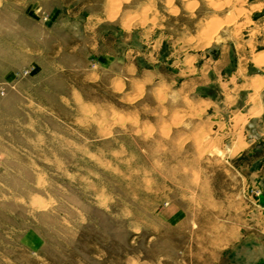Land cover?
<instances>
[{
	"label": "rangeland",
	"instance_id": "374dc122",
	"mask_svg": "<svg viewBox=\"0 0 264 264\" xmlns=\"http://www.w3.org/2000/svg\"><path fill=\"white\" fill-rule=\"evenodd\" d=\"M263 55L264 0H0V264H255Z\"/></svg>",
	"mask_w": 264,
	"mask_h": 264
},
{
	"label": "crops",
	"instance_id": "0c3cea01",
	"mask_svg": "<svg viewBox=\"0 0 264 264\" xmlns=\"http://www.w3.org/2000/svg\"><path fill=\"white\" fill-rule=\"evenodd\" d=\"M259 110H262L263 114L262 106ZM260 116L255 115V117ZM248 127L255 128V124L250 122L248 123ZM258 200L259 203L255 205H245L243 198H241V222L226 224L224 237L220 241L227 245L226 248H228L230 244L238 247L239 245L247 244L249 242L248 240L254 239L250 236L249 231H257L256 236L259 238L257 241L261 240L263 244L257 252L255 264H264V193L258 197ZM236 206L238 205L236 204Z\"/></svg>",
	"mask_w": 264,
	"mask_h": 264
},
{
	"label": "bare ground",
	"instance_id": "6f19581e",
	"mask_svg": "<svg viewBox=\"0 0 264 264\" xmlns=\"http://www.w3.org/2000/svg\"><path fill=\"white\" fill-rule=\"evenodd\" d=\"M249 34H247V35H245V36H243V38L244 39H251L252 37H253V33L252 32H248ZM258 55V54H257ZM264 56V55H263ZM257 63L258 64H260V65H264V57L262 58H259L258 60H257ZM256 63V64H257ZM259 65V66H260ZM257 66V65H256ZM262 81H264V80H262ZM254 88L256 87V91H255V94H254V96L251 98V100H253V101H255V103L258 101V100H260L259 99V89L261 88V86H262V84H257V83H254ZM264 87V86H263ZM226 96H228V95H226ZM229 97V96H228ZM250 98V97H249ZM229 99V98H228ZM258 103H259V101H258ZM257 104V103H256ZM258 110V109H257ZM261 113H262V110H258L257 112H256V115L257 116H260L261 115ZM245 124V123H244Z\"/></svg>",
	"mask_w": 264,
	"mask_h": 264
}]
</instances>
